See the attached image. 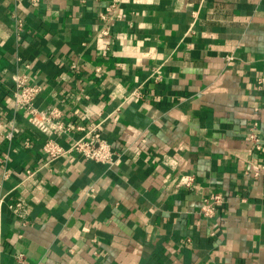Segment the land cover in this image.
Instances as JSON below:
<instances>
[{"label": "crops", "instance_id": "1", "mask_svg": "<svg viewBox=\"0 0 264 264\" xmlns=\"http://www.w3.org/2000/svg\"><path fill=\"white\" fill-rule=\"evenodd\" d=\"M114 1L0 0V118L16 122L0 139L1 264H264V0H121L111 13ZM19 71L43 88L38 107L96 129L116 165L75 154L47 164L46 136L14 111ZM184 174L194 189L176 188ZM213 193L223 203L205 219ZM19 197L28 225L8 207Z\"/></svg>", "mask_w": 264, "mask_h": 264}, {"label": "built area", "instance_id": "2", "mask_svg": "<svg viewBox=\"0 0 264 264\" xmlns=\"http://www.w3.org/2000/svg\"><path fill=\"white\" fill-rule=\"evenodd\" d=\"M19 2V0H18ZM35 2V0H33ZM121 5V0H115L112 6L108 8L111 13H117ZM102 19L108 20V14H101ZM14 21L15 34L19 41L22 39V32L24 31L25 22L21 19L16 12L12 14ZM102 35L109 37L110 32L106 28L103 30ZM21 61V58H18ZM26 70L30 69L29 63H24ZM160 67L156 68L152 74L154 80L160 79ZM13 91L12 99L15 113L23 114L28 123H30L35 129L44 134L47 141L43 147L42 155L47 164L52 163L58 159L64 158L68 155H80L84 159L94 161L97 163L104 164L110 168L114 167L118 162L120 155L116 150L113 149L110 143L102 139L101 135L96 129L89 130L82 125H71L64 121V111L60 106L50 105L46 108H40L37 105V98L42 92L43 88L40 85L30 83L29 72H16L13 74ZM1 82V78H0ZM136 98H141L142 94L139 90H135L132 93ZM63 103V102H62ZM7 122L0 118V127L4 126ZM16 122H8L7 130L0 133V139L12 141L15 137ZM258 126L254 124L249 129L248 139L255 148L256 151L260 152L263 150L261 140L257 133ZM75 133H81L80 137L75 138ZM72 137L69 147L63 146L58 142L59 137ZM25 147H29L30 143L26 142ZM9 161L8 156L4 153L0 155V162L7 164ZM36 171L28 169L26 171V179L24 182L35 183ZM9 173L5 170L3 174V180H0V208L7 203L8 195L3 194V182L8 179ZM196 178L192 174L181 175L176 181V188L192 190L194 189ZM94 190L91 188L87 195L92 196ZM223 203L221 195L213 193L203 200L201 207V215L205 219H211L218 211L220 205ZM11 211L14 212L15 216L23 222V225H28L29 220V205L28 202L22 198H16L8 204ZM213 235V234H212ZM18 263H23L25 255L18 253L16 255ZM1 264V259H0Z\"/></svg>", "mask_w": 264, "mask_h": 264}]
</instances>
